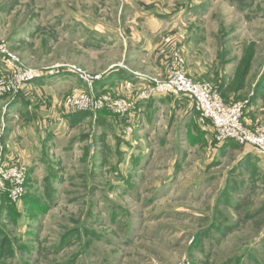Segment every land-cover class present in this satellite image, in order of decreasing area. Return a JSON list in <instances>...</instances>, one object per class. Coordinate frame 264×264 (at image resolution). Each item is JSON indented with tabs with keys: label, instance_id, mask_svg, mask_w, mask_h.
Segmentation results:
<instances>
[{
	"label": "rangeland",
	"instance_id": "rangeland-1",
	"mask_svg": "<svg viewBox=\"0 0 264 264\" xmlns=\"http://www.w3.org/2000/svg\"><path fill=\"white\" fill-rule=\"evenodd\" d=\"M139 1L0 0V40L17 59L0 54V80L22 85L0 95V110L35 87L61 103L49 125L34 108L0 112L38 136L39 162L22 164L20 202L0 181V264H264V170L243 156L255 150L228 148L190 96L148 92L180 59L218 87L248 66L239 100L229 99L234 82L223 94L245 107L264 72V0H153V27L136 23ZM147 40L148 62L135 63ZM82 96L109 100L71 109ZM134 101L131 116L112 109ZM9 133L0 148L14 146Z\"/></svg>",
	"mask_w": 264,
	"mask_h": 264
},
{
	"label": "built area",
	"instance_id": "built-area-1",
	"mask_svg": "<svg viewBox=\"0 0 264 264\" xmlns=\"http://www.w3.org/2000/svg\"><path fill=\"white\" fill-rule=\"evenodd\" d=\"M0 54L5 55L7 62L16 61L15 55L10 51L7 44L0 40ZM74 70L85 77L84 72L77 66ZM37 74L29 71L26 74V80L35 78ZM100 77V76H97ZM39 78V77H38ZM38 78H35L37 80ZM86 78H88L86 76ZM92 78V77H91ZM152 88L148 90L151 93L161 95L181 94L193 98L201 114L210 119L215 126V134L222 142L224 140H234L242 146H252L258 155L264 157V119H261L255 126L249 127L244 118V105L241 103H228L222 96L218 86H212L207 81H199L188 75L185 71V64L182 59L176 61L168 76L164 79H153ZM22 85H12L0 80V95L19 89ZM109 100L103 97L99 100L82 96L78 99H72V108H85L96 110V108L105 107L104 104ZM135 102L121 105L114 103L112 109L120 113V116H131L126 113L129 109L135 107ZM0 181L8 183L7 193L12 202H20L26 193L27 175L26 169L22 164L14 162L9 163L0 161Z\"/></svg>",
	"mask_w": 264,
	"mask_h": 264
},
{
	"label": "crops",
	"instance_id": "crops-1",
	"mask_svg": "<svg viewBox=\"0 0 264 264\" xmlns=\"http://www.w3.org/2000/svg\"><path fill=\"white\" fill-rule=\"evenodd\" d=\"M153 0H148L145 4L142 3L141 1H139V4H141V6H137L135 9L137 12L142 13L144 16V20H139L136 23L138 25H142L144 27L147 26H152L153 27V20L154 18L151 17L150 14V9H152L154 7V5L152 4ZM153 11V10H152ZM166 14H163L160 18H165ZM139 22V23H138ZM160 22H165V20L163 21H157L158 24H160ZM185 33H182L181 35L179 34L180 37H184ZM139 49V50H137ZM135 52H137V55L135 56V63L139 60L141 61H146L148 62V57L147 55H144L142 52H149L152 53V51H150V40H147L144 44H142L141 46L137 47L135 50ZM134 54V53H133ZM153 56H154V51H153ZM153 56L152 59H153ZM161 56H159V54L156 51V59L158 60ZM134 58V55H132V59ZM237 69V68H236ZM235 69V71H236ZM247 70V74H245L242 79H243V86L242 88L235 90V88L232 89L231 92H233V94H231L229 96L230 100H239V98H237V94L241 93V92H245L246 88H247V82L249 79V74H248V67L246 68ZM2 69L0 70V73H2ZM140 72V71H139ZM142 75H144L143 73H141ZM232 78V76L230 77ZM236 78H238L237 76H234V78H232L231 80H229L228 82L225 83V87L227 85H230L231 82H235ZM261 78H264V72L261 75ZM260 79L257 80L256 82V92H252L250 93V95L247 96V100L245 102V108H249V111H247L246 109H244L245 111V120L246 123L249 127H253L255 126L261 119H263L262 117V113L260 112V105L259 102L264 98V91H262L260 94H258V86L263 85V82L260 83ZM241 79V80H242ZM223 86V88H224ZM222 88V89H223ZM262 88V87H259ZM220 89V86H219ZM29 90V89H28ZM31 93L28 94L27 96L25 95L23 97V95L17 96L14 100L12 101H1L3 103V105H1V110L0 112H2V115L4 113V117L7 118L6 114L12 113V116H17V114H20V112H22V109L24 110L23 112H28V111H32L34 108L35 113L38 114H43V119L41 120L40 124H47L52 120V116L55 117L57 116V113L60 111L59 108V101L56 99V96L52 94V91H50V93L46 94V90L44 89V87H35L33 89H30ZM25 93L27 91H24ZM236 95V96H235ZM263 97V98H262ZM148 102L149 103H152ZM62 109V108H61ZM3 119V118H2ZM43 122V123H42ZM52 123V122H51ZM11 124H14L11 125ZM40 127V126H39ZM4 130V131H3ZM10 130V131H8ZM8 132H10L9 136L12 137L13 140H15L14 142V146L12 148H10V146L8 145L7 147H2L0 148V156H2V158H5L7 160L13 161V162H18L20 164H32L33 166H37V164L39 163L36 158L35 163L31 162V159L34 157L33 153H31V148L33 146L34 141H37V137L36 134L32 133V135H30L31 137H27V135L30 133V129L29 126L27 128L24 127L22 129H19V126H17L16 120L14 123L10 122H6V121H2L0 120V136L5 137V134H8ZM43 130H41L40 132H38L39 134H42ZM17 134V135H14ZM40 137V136H39ZM249 146V145H246ZM228 148L230 146H227ZM252 147V146H250ZM231 149V148H230ZM253 149V147H252ZM230 151V150H229ZM245 154H243V156H248L244 162H248L250 163H254V160H257V163H260L262 165L260 171H263V167H264V158L260 157L259 155L256 154H251V153H246L244 151ZM255 153V152H254ZM247 154V155H246ZM251 155V156H250ZM244 158V157H243ZM242 158V159H243ZM237 164H240L237 163ZM259 172H257L256 177H255V181H259Z\"/></svg>",
	"mask_w": 264,
	"mask_h": 264
},
{
	"label": "trees",
	"instance_id": "trees-1",
	"mask_svg": "<svg viewBox=\"0 0 264 264\" xmlns=\"http://www.w3.org/2000/svg\"><path fill=\"white\" fill-rule=\"evenodd\" d=\"M248 66H246V68H247ZM245 74H247V70H244V71H242L241 72V74L238 76V78L236 79V81L234 82V84H233V86H232V89L233 88H235V90H238V89H240V88H242V86H243V84H242V82H243V79H242V77L245 75ZM242 79V80H241ZM225 82H221L220 84H219V86H220V91H221V94H222V96H223V94H224V88H225ZM223 86H224V88H223ZM240 87V88H239ZM223 88V89H222ZM224 96H225V94H224ZM228 142H233V143H236V144H238L237 142H235V141H233V140H227V141H225L224 143H228ZM239 145V144H238ZM226 146H230L229 145V143L226 145ZM239 146H242V145H239ZM7 198L9 199V201H11L10 200V198L8 197V193H7ZM12 202V201H11Z\"/></svg>",
	"mask_w": 264,
	"mask_h": 264
}]
</instances>
